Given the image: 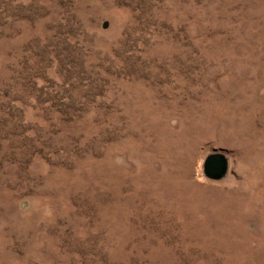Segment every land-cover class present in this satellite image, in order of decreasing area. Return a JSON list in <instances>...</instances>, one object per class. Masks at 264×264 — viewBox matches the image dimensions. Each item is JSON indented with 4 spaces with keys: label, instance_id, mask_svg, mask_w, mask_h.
<instances>
[{
    "label": "rangeland",
    "instance_id": "obj_1",
    "mask_svg": "<svg viewBox=\"0 0 264 264\" xmlns=\"http://www.w3.org/2000/svg\"><path fill=\"white\" fill-rule=\"evenodd\" d=\"M0 264H264V0H0Z\"/></svg>",
    "mask_w": 264,
    "mask_h": 264
},
{
    "label": "water",
    "instance_id": "obj_2",
    "mask_svg": "<svg viewBox=\"0 0 264 264\" xmlns=\"http://www.w3.org/2000/svg\"><path fill=\"white\" fill-rule=\"evenodd\" d=\"M229 168V161L225 154L214 152L208 154L203 162V172L210 179H221L226 175Z\"/></svg>",
    "mask_w": 264,
    "mask_h": 264
},
{
    "label": "bare ground",
    "instance_id": "obj_3",
    "mask_svg": "<svg viewBox=\"0 0 264 264\" xmlns=\"http://www.w3.org/2000/svg\"><path fill=\"white\" fill-rule=\"evenodd\" d=\"M131 100V99H130ZM137 120V119H136ZM151 123V122H150ZM175 151V150H174Z\"/></svg>",
    "mask_w": 264,
    "mask_h": 264
}]
</instances>
